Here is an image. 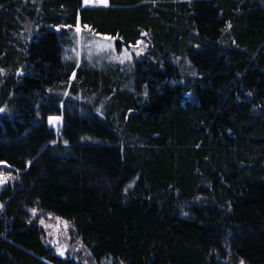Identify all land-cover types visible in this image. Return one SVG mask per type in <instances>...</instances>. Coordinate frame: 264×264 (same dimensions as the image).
Segmentation results:
<instances>
[{"label":"trees","instance_id":"1","mask_svg":"<svg viewBox=\"0 0 264 264\" xmlns=\"http://www.w3.org/2000/svg\"><path fill=\"white\" fill-rule=\"evenodd\" d=\"M78 23L146 50L77 64ZM0 108V264H85L34 209L94 264H264V0H0Z\"/></svg>","mask_w":264,"mask_h":264},{"label":"rangeland","instance_id":"2","mask_svg":"<svg viewBox=\"0 0 264 264\" xmlns=\"http://www.w3.org/2000/svg\"><path fill=\"white\" fill-rule=\"evenodd\" d=\"M84 2V0H83ZM84 5H86L84 3ZM88 6H108L106 4H95ZM80 32L74 29V37L69 38V42L65 46V59L76 61L77 64L80 61L85 63V66L90 69H105L106 71L112 69H120L126 71L130 70V67L133 66L135 58L141 57L146 50V42L141 40L136 46L132 47H122L119 49L116 40L109 36L95 34L90 31L88 28L82 30L80 23ZM108 37L109 39L105 40L104 38ZM111 45V47L101 48L98 45ZM125 49L131 53V59L125 57ZM139 52V55L136 53ZM74 77V76H73ZM81 96V95H80ZM59 124H51L57 132H60L63 128V117ZM7 166L5 163H0V167ZM0 177L3 178V183H0V187L4 185L7 181L6 177L0 174ZM34 218H37V223L44 230L46 243L49 246H52L60 256H66L69 253L78 254V257L85 262V264H94L90 260L88 251L85 249V246L81 244L78 240H73V235L71 233V227L69 222L55 214L52 213H43L35 212L33 214ZM43 220L42 224L40 221ZM65 224L67 227H65ZM63 251V255L60 253ZM242 262V261H240ZM244 264V263H243Z\"/></svg>","mask_w":264,"mask_h":264},{"label":"snow or ice","instance_id":"3","mask_svg":"<svg viewBox=\"0 0 264 264\" xmlns=\"http://www.w3.org/2000/svg\"><path fill=\"white\" fill-rule=\"evenodd\" d=\"M100 2H102V3H107V0H100ZM84 3L85 4H88L89 3V0H84ZM85 27H87V26H85ZM229 27H230V25H229ZM80 27H79V24H77V27H76V31L77 32H80ZM105 40H107V39H109L108 37H105L104 38ZM99 47H101V48H104V47H111V45H103V44H101V45H98ZM125 51V57L127 58V59H131V53H129L128 51H127V49H125L124 50ZM136 55H139V52H137L136 53ZM75 74H73V76H74ZM145 95H147V92H145ZM4 111V109L3 108H0V112H3ZM61 120H62V118L61 117H59V116H55V117H49V123L50 124H59L60 122H61ZM65 143H67V142H65ZM31 162L29 161V164H30ZM0 183H3V178L2 177H0ZM3 206L2 205H0V208H2ZM35 209L33 210V214H35ZM29 222H31V221H29ZM42 224L44 223V221L43 220H41L40 221ZM65 227H67V225L65 224ZM61 255H63L64 253H63V251L60 253ZM241 264H243V262H241Z\"/></svg>","mask_w":264,"mask_h":264}]
</instances>
